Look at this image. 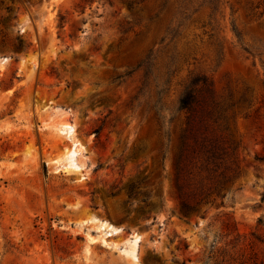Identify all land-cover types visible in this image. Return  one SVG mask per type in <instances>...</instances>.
<instances>
[{"label":"rangeland","instance_id":"rangeland-1","mask_svg":"<svg viewBox=\"0 0 264 264\" xmlns=\"http://www.w3.org/2000/svg\"><path fill=\"white\" fill-rule=\"evenodd\" d=\"M197 74L247 101L225 197L185 215L179 97ZM263 81L264 0H0V264H203L235 229L264 237Z\"/></svg>","mask_w":264,"mask_h":264},{"label":"trees","instance_id":"trees-1","mask_svg":"<svg viewBox=\"0 0 264 264\" xmlns=\"http://www.w3.org/2000/svg\"><path fill=\"white\" fill-rule=\"evenodd\" d=\"M61 18L63 21L64 17ZM233 30L241 40V33L235 27ZM143 62L147 75L150 61ZM241 98L218 95L213 80L204 74L192 76L179 97V109L186 112V119L174 160L175 186L185 215L198 211L204 204L217 203L231 180L226 164L233 159L236 141L230 119L237 110L244 109L247 99ZM258 222L264 224V217ZM235 230L228 233L224 245L210 251L203 264H264V251L257 247L258 242L264 245V237L254 230Z\"/></svg>","mask_w":264,"mask_h":264},{"label":"bare ground","instance_id":"bare-ground-1","mask_svg":"<svg viewBox=\"0 0 264 264\" xmlns=\"http://www.w3.org/2000/svg\"><path fill=\"white\" fill-rule=\"evenodd\" d=\"M60 130H62V132L67 133L70 136L75 134L74 125L69 123V122L62 123L61 127H60ZM76 147H78V146H76ZM78 148H81V146L78 147ZM73 150H74V148H73ZM69 154H70V152H69ZM68 160H69V163L67 164V166H69V167H71L73 169V166L76 165L75 160L71 156H70V159H68ZM100 227H101L102 230H104V234L105 235L118 234V233L121 232V228L113 226L110 223H107L105 221L100 222ZM128 240H129L128 242H130L129 243L130 245L126 246V247H122L121 249H122V251H124L125 253H127L129 255H132L133 258L136 259V256H137L136 253H137V250H138L139 241L141 240V237L138 234H136V235H133V236L129 237Z\"/></svg>","mask_w":264,"mask_h":264}]
</instances>
